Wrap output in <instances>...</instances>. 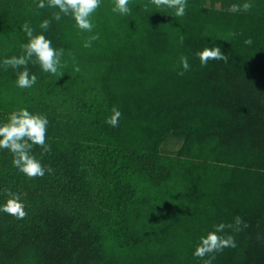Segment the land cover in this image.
Listing matches in <instances>:
<instances>
[{"label": "trees", "instance_id": "16d2710c", "mask_svg": "<svg viewBox=\"0 0 264 264\" xmlns=\"http://www.w3.org/2000/svg\"><path fill=\"white\" fill-rule=\"evenodd\" d=\"M38 2L0 0V61L24 55L28 23L64 66L45 73L33 57L26 89L22 69L0 67V122L46 115L50 151L32 154L52 171L28 178L0 149V203L16 193L27 213L0 212V264H264V0H234L247 12L187 0L181 17L154 0H129L127 15L102 0L91 32ZM217 46L226 59L202 65L197 53ZM170 135L182 138L174 154L161 151ZM220 223L236 246L193 256Z\"/></svg>", "mask_w": 264, "mask_h": 264}, {"label": "clouds", "instance_id": "9594fccd", "mask_svg": "<svg viewBox=\"0 0 264 264\" xmlns=\"http://www.w3.org/2000/svg\"><path fill=\"white\" fill-rule=\"evenodd\" d=\"M102 0H47V6L59 9L54 14L56 20L61 19V13L65 16L70 15L75 21L76 26L82 31L91 32L93 23L90 19L92 14L100 7ZM157 7L167 5L175 9V16L185 15L187 0H154ZM129 0H114L113 12L120 15H127L131 12ZM45 0H39L37 7L45 8ZM252 8L250 2H245L242 6L233 4L229 7L231 12L241 10L247 12ZM40 27L44 30L49 28V21L43 20ZM22 30L28 37V42L23 45L24 55L13 56L0 61V67H11L22 69L18 72L16 86L21 89L31 88L37 82V76L28 70V63L35 57L34 63H38L41 71L53 75L58 74L62 65L61 58L64 54L63 49H56L52 46V41L47 39L42 33L34 35L33 28L28 23L22 25ZM99 39L98 35L92 36L85 42L84 47H91L93 40ZM251 44V40L245 41ZM202 65H206L209 60L226 59L220 47L204 48L197 53ZM181 66L184 71L189 69L187 57L181 59ZM78 66H74V71H79ZM60 75L62 73H59ZM183 75V72L179 73ZM112 115L107 118L106 123L112 127L118 126L121 112L113 108ZM49 120L46 115L31 113L27 108H20L9 113L6 122H0V149H7L13 154L12 165L17 171L28 178L43 177L46 172L51 173L50 167H45L35 155L32 154L34 146L38 145L44 152L50 151V145L46 143V133ZM7 191V190H6ZM7 199L0 203V212L10 214L18 219L24 218L27 213L20 196L16 193L7 191ZM242 223L240 217H236L235 225ZM226 225L220 223L214 225V230L207 232L199 238V242L194 248L193 256L203 259L211 253L220 252L226 247H235V240L231 235L222 236ZM238 230V229H237ZM213 257L204 261V264H211Z\"/></svg>", "mask_w": 264, "mask_h": 264}, {"label": "rangeland", "instance_id": "374dc122", "mask_svg": "<svg viewBox=\"0 0 264 264\" xmlns=\"http://www.w3.org/2000/svg\"><path fill=\"white\" fill-rule=\"evenodd\" d=\"M207 7L224 8L229 10V7L234 4V0H202ZM182 143V138L170 135L161 145V151L166 154H174Z\"/></svg>", "mask_w": 264, "mask_h": 264}]
</instances>
